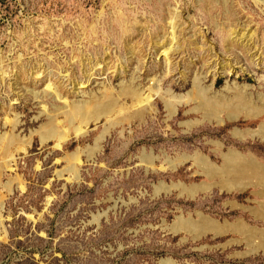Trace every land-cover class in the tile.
I'll return each instance as SVG.
<instances>
[{"label": "rangeland", "instance_id": "obj_1", "mask_svg": "<svg viewBox=\"0 0 264 264\" xmlns=\"http://www.w3.org/2000/svg\"><path fill=\"white\" fill-rule=\"evenodd\" d=\"M262 2L0 0V264H264ZM48 81L67 102L45 96ZM198 90L221 103L202 105ZM237 92L246 107L233 106ZM104 96L112 116L76 134L60 115L62 148L35 134L3 166L11 134L49 121L43 103L92 108ZM174 98L184 102L170 114ZM78 147L73 168L63 157Z\"/></svg>", "mask_w": 264, "mask_h": 264}, {"label": "bare ground", "instance_id": "obj_2", "mask_svg": "<svg viewBox=\"0 0 264 264\" xmlns=\"http://www.w3.org/2000/svg\"><path fill=\"white\" fill-rule=\"evenodd\" d=\"M254 2H259V0H253ZM262 4L264 5V2H262ZM45 93H46V95L45 96H47V94L49 93V91H51L52 93H53V95H54V97L55 98H57V99H63L64 100V102H67V96H65V95H63V93H62V90H61V88L58 86V85H54V83L52 82V81H48V83L46 84V86H45ZM239 92V91H238ZM236 93L237 94V96H236V100H235V103H234V105L233 104H231V105H233V106H236L235 104L237 103L236 101H238L240 104H241V107L243 106L242 104H244V106H245V100L243 101V99H244V97H243V94L241 95L240 93ZM240 92H241V90H240ZM134 93H136V94H138V97H139V101H140V103L141 104H143L142 106V111H149V109H150V111H151V109H152V107L153 106H149V107H147L146 106V104H152V102H149V97H143V96H141L139 93H137V92H135L134 91ZM241 93H243V92H241ZM198 94H200V96H201V102H202V105H209V104H215L216 105V103L218 104L219 102L221 103V101L220 100H218V99H214L215 101H212L210 98H208V97H206V96H204L201 92H200V90H198ZM105 97V96H104ZM189 97V96H188ZM242 97H243V99H242ZM172 99H173V97H172ZM175 99V98H174ZM187 99V98H186ZM247 99V98H246ZM97 101L95 102V100H94V102L95 103H92V108H89L86 104L84 105V104H80V103H69L67 106H68V108L67 109H63L61 106H54V109L52 110V109H50L49 107H47V105L45 104V103H43L42 104V107H43V109H42V111H41V113H44V114H47V116H48V119H49V121L47 122V123H44V124H42L41 126H40V128H38V129H35V130H32L31 132H30V134H29V136L28 137H20L18 134H11L9 137H8V139H7V143L6 144H4L3 145V147H2V151H3V160H2V164H3V166H5V167H8V166H10V164H11V162L12 161H14L15 160V155L18 153V152H26V151H28L29 150V148L31 147V145H32V142H33V138H34V135L35 134H40V140H41V143L42 144H45V143H47L50 139H53L54 141H55V147H57V148H62L63 147V145L65 144V142L67 141V140H69V138H70V135H71V130H70V128L69 127H66L62 122H63V120H61L60 119V115H65V117H66V119L68 120V123H70L71 124V128H72V130H74L75 131V133L76 134H80V133H82L83 131L85 132V130L83 129V127L84 126H87L88 125V123L90 122V119L91 118H89V117H92V115H96L97 116V118H96V120H98L102 115H105V114H110V116H112L117 110H116V101L112 98V97H110V96H108V97H105V99H103L102 98V100H98V99H96ZM187 100H190V99H187ZM186 100V101H187ZM165 101V100H164ZM247 102H248V100H246ZM149 102V103H148ZM175 102L179 105V104H181V103H183L184 102V100L182 99V98H179V99H175V101L174 102H171L170 100L168 101V103H167V101L166 102H164V103H167V105L165 104V107L167 106L168 107V109H169V111H170V114H174V113H176V111H177V107H176V105H175ZM188 102V101H187ZM249 103H251V102H248L247 104H249ZM145 104V105H144ZM240 104H238V106H239V108H240ZM222 104H220V106H221ZM243 106V107H244ZM249 106V105H248ZM166 107V108H167ZM232 107V106H231ZM246 107V106H245ZM154 108V107H153ZM211 108V109H210ZM210 108H208V110H210V116H211V110H212V106L210 107ZM219 108V107H218ZM237 108L238 107H235V109L237 110ZM252 108V107H251ZM250 108V109H251ZM254 108H256V107H254ZM261 108V107H260ZM216 109V108H215ZM231 109H233V108H231ZM245 109V108H244ZM249 109V108H248ZM253 109V108H252ZM251 109V110H252ZM239 110H243L242 108H240ZM251 110H246V111H250L251 112ZM168 111V112H169ZM217 111V109L215 110V114L214 115H217L216 113L218 112H216ZM230 111V110H229ZM235 111V110H234ZM233 111V112H234ZM241 112V111H240ZM213 113V112H212ZM236 113V112H235ZM237 113L239 114V111L237 110ZM236 113V114H237ZM249 113V112H248ZM247 113V114H248ZM169 114V115H170ZM219 114V113H218ZM230 113H228L227 115H229ZM236 114H234L233 116L235 117L236 116ZM244 114V116L246 115V117L248 116L247 114H245V113H243ZM208 115H209V112H208ZM230 115H232V110H231V114ZM230 115H229V118L228 119H230ZM239 115H241V114H239ZM239 115H237V116H239ZM213 116V115H212ZM220 117H219V115H218V117H217V119L218 120H220L219 119ZM232 118V117H231ZM238 118V117H237ZM223 119V118H222ZM233 119V118H232ZM6 120H8L10 123H11V129L12 130H15L17 127H18V122H19V120H18V116L16 115L15 116V118L14 119H11V118H6ZM118 120V119H117ZM224 120V119H223ZM222 120V121H223ZM231 120V119H230ZM235 120H236V118H235ZM95 121V120H94ZM110 121L111 122H114L115 121V118H113V117H111L110 118ZM222 121L220 122V123H222ZM219 122V121H218ZM110 123V122H109ZM188 124V123H190V122H183V124ZM220 123H218V124H220ZM112 124V123H111ZM260 125V124H259ZM188 126H189V124H188ZM262 126H264V124H261V127ZM114 127V126H113ZM235 129V128H234ZM239 128H236V130H238ZM263 130V129H262ZM103 134L98 138L97 137V142H95L96 143V145L95 146H91V147H86L87 149H86V152H87V154L90 156V155H93V153L95 152V150L96 149H98L99 148V146H100V142L105 138V136H106V133L109 131V128H106L105 130L103 129ZM248 131V130H247ZM232 132H234V131H232ZM263 133V132H262ZM258 134V133H257ZM236 135V134H235ZM256 136V135H255ZM262 137V136H261ZM107 138V137H106ZM223 144V143H222ZM102 148V147H101ZM83 152H85V149H83V148H80V147H78V149L76 150V151H74V152H72V153H67V154H65V156L63 157L67 162H68V164L71 166V167H73V168H75L80 162H81V157H82V153ZM227 153V152H226ZM230 153V152H229ZM223 154V153H222ZM227 155V154H226ZM144 158H145V156H144ZM233 158V157H232ZM234 158H236V157H234ZM147 160L149 159V160H151V158H149V157H147L146 158ZM243 159V158H242ZM251 159V158H250ZM232 160H234V159H232ZM244 160V159H243ZM194 161H195V159H194ZM245 161V160H244ZM251 161V160H250ZM148 162V161H147ZM214 162V161H213ZM230 163H233V164H231V168H232V170L233 171H235V172H238L239 174L244 170V168L245 167H243V165H241V164H238V163H234V162H230ZM248 163H250L249 161H248ZM149 164H151V163H149ZM153 164V163H152ZM151 164V165H152ZM176 167V166H175ZM208 167H210V166H208ZM223 167V166H222ZM247 167V166H246ZM255 168H256V166H254ZM203 168V167H202ZM247 168H249V167H247ZM247 168L245 169L246 171H247ZM215 169V168H214ZM220 169V168H219ZM225 169V168H224ZM249 169H252L251 168V166H250V168ZM227 170H230V169H228L227 168ZM251 171V170H250ZM250 171H247L248 173L250 172ZM260 171H261V169H260ZM211 172H212V170H211ZM252 172V171H251ZM263 172V171H262ZM220 174H222V172H219ZM226 173V172H225ZM244 173V172H243ZM254 173V172H253ZM214 174V173H213ZM242 174V173H241ZM215 175V174H214ZM249 175V174H248ZM216 176V175H215ZM218 176V175H217ZM250 176V175H249ZM253 175H251V177H252ZM210 177V176H209ZM214 176H212V178H213ZM227 177V176H226ZM236 176H233V178H235ZM238 178H240V177H237V179ZM242 178H240V180H241ZM245 179V178H244ZM244 179H242L241 181H243ZM260 179L261 180H264V175L263 174H261V176H260ZM227 181H228V179H226ZM233 180H236V179H233ZM233 180H231V181H233ZM246 180V179H245ZM257 180V179H256ZM226 181V182H227ZM216 182V181H215ZM230 182V181H229ZM239 182V181H238ZM245 182V181H244ZM261 183L263 182V181H260ZM20 183V182H19ZM173 183V182H172ZM220 183V182H219ZM228 183V182H227ZM264 183V182H263ZM160 184V183H159ZM180 183H178V184H172V185H170V186H168L167 188L168 189H171L172 187H177V189H178V186L177 185H179ZM207 184V183H206ZM209 184V183H208ZM216 184V183H215ZM229 184V183H228ZM242 184V183H241ZM257 184H259V183H257ZM262 185V184H261ZM160 186V185H159ZM180 186V185H179ZM198 186V185H197ZM220 186V185H219ZM229 186H230V184H229ZM238 186V185H237ZM20 187L21 188H23L24 186H23V184H20ZM158 187V186H157ZM212 187V186H211ZM191 188V187H190ZM220 188V187H219ZM222 188V187H221ZM236 188H238V187H236ZM241 188H244V187H241ZM181 189V188H180ZM192 189V188H191ZM194 189V188H193ZM182 190H184V189H182ZM181 190V191H182ZM185 190H187V189H185ZM189 190V189H188ZM196 190V189H195ZM156 191H159V190H156ZM191 191V190H190ZM162 192V191H161ZM168 192H169V190H168ZM212 220V219H211ZM216 220V219H215ZM242 220V219H241ZM2 221V213H1V204H0V222ZM217 221V220H216ZM204 222H205V220H204ZM242 222V221H241ZM240 222V223H241ZM191 223L192 222H188L187 221V224L188 225H191ZM208 223H210V221H208ZM245 223V222H244ZM243 223V224H244ZM206 224H207V222H206ZM235 225H233L232 224V227L233 226H236V222L234 223ZM187 225V226H188ZM210 224H208V226H209ZM228 225V224H227ZM243 226V225H242ZM246 225H244V227H245ZM216 227V226H215ZM225 227V226H224ZM227 227V226H226ZM231 226H230V228H232ZM243 227V228H244ZM228 228V227H227ZM226 228V230H228ZM204 229H206V228H204ZM210 229H212L211 227H210ZM218 229V228H217ZM216 229V230H217ZM219 229H220V226H219ZM214 230V229H213ZM225 230V229H224ZM223 230V231H224ZM225 230V231H226ZM230 230V229H229ZM241 230H243L242 228H241ZM240 230V231H241ZM245 230H247V226L245 227ZM204 231V230H203ZM236 231V230H235ZM249 231H251V230H249ZM200 232H202V229L200 230ZM199 232V233H200ZM234 232V231H233ZM247 232H248V230H247ZM249 233V232H248ZM251 233V232H250ZM228 244V243H227Z\"/></svg>", "mask_w": 264, "mask_h": 264}]
</instances>
